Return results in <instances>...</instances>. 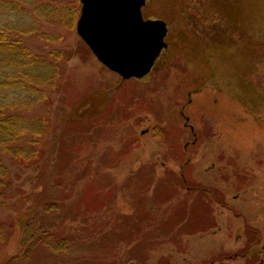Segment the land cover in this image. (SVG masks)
I'll return each instance as SVG.
<instances>
[{
	"label": "rangeland",
	"instance_id": "obj_1",
	"mask_svg": "<svg viewBox=\"0 0 264 264\" xmlns=\"http://www.w3.org/2000/svg\"><path fill=\"white\" fill-rule=\"evenodd\" d=\"M81 8L0 6V32L51 72L48 83L0 72V99L33 122L0 140V264H264V49L236 38L247 0H147L170 47L142 80L95 57ZM27 146L39 162L12 154Z\"/></svg>",
	"mask_w": 264,
	"mask_h": 264
},
{
	"label": "water",
	"instance_id": "obj_2",
	"mask_svg": "<svg viewBox=\"0 0 264 264\" xmlns=\"http://www.w3.org/2000/svg\"><path fill=\"white\" fill-rule=\"evenodd\" d=\"M78 35L96 58L124 80H142L167 48V23L144 19L146 0H80Z\"/></svg>",
	"mask_w": 264,
	"mask_h": 264
},
{
	"label": "trees",
	"instance_id": "obj_3",
	"mask_svg": "<svg viewBox=\"0 0 264 264\" xmlns=\"http://www.w3.org/2000/svg\"><path fill=\"white\" fill-rule=\"evenodd\" d=\"M8 0H0V6L4 7ZM78 3L80 4V0H77ZM247 21L248 23V31L247 32H239L237 35V40L241 42V40H244V42H247V45L254 46L255 48L259 49H264V0H247ZM231 9V8H230ZM225 12V11H224ZM225 14V13H223ZM70 23L71 25H74L75 19H76V13H71L70 14ZM235 19V18H234ZM234 21L233 19H231ZM233 26L235 23L232 24ZM257 29V30H256ZM4 31L0 32V72H3L4 74H13V73H19L21 72L22 76L25 77L26 75H29V79L36 80V82L40 81H46L47 83L50 82L51 80V72L47 71L46 69H41V71L34 72V66L33 65V55L21 44L20 41H11L8 38V35H5L3 33ZM238 41L235 43L237 44ZM226 45V46H225ZM227 44H225V41L221 39H217L215 48L218 49L219 54L221 53L222 50H226ZM9 62H14L13 66H9ZM216 63H220L221 65V59L219 58ZM226 63V62H225ZM224 63V64H225ZM230 66L233 65V63L229 64ZM229 68V66H228ZM36 69V68H35ZM211 72H218V69L215 67H212L210 69ZM203 73V72H202ZM2 75V74H1ZM205 75V74H204ZM0 76V85H3V80H4V75ZM48 78V79H47ZM4 104H2V102ZM13 109L12 103L8 101V99L4 96L3 98L0 99V140L3 138L5 139V136H10L14 135L16 136L17 134V127L20 128L21 130H24L26 126H30L33 122H24L22 118L17 119L16 117L13 116L11 113ZM19 121H22L23 123L18 124ZM37 125V130L35 131L36 134L38 133L39 135H42L45 133L47 124L43 121H37L35 122ZM11 139V137H7V139ZM9 139V140H10ZM13 149L15 152L12 154L17 156L19 154V157L23 163L27 164H34V162H39V161H29L33 158H36V154L33 151L32 148H29L28 146L25 147L24 149H16V147ZM15 156V157H16ZM16 157V158H17ZM25 161V162H24ZM27 161V162H26ZM41 161V160H40ZM9 177V169L2 164V160L0 159V188L4 186L5 181H7V178ZM56 207L58 205L56 204ZM156 217V216H155ZM25 228L23 231L25 237L22 240V243L26 245L30 244L31 240L35 237L33 233L31 232V227L28 226L27 224H24ZM31 226V225H30ZM51 244L53 248L56 250H64L66 247V242L65 241H59L53 238V240H48L47 239V244ZM48 244V245H49ZM28 252V251H27ZM27 258V257H26ZM14 258L13 260H15Z\"/></svg>",
	"mask_w": 264,
	"mask_h": 264
},
{
	"label": "flooded vegetation",
	"instance_id": "obj_4",
	"mask_svg": "<svg viewBox=\"0 0 264 264\" xmlns=\"http://www.w3.org/2000/svg\"><path fill=\"white\" fill-rule=\"evenodd\" d=\"M146 2H147V0H146ZM146 5H147V3H146ZM145 5V6H146ZM145 6L142 8V13H143V11H144V8H145ZM143 16H144V19H160V18H153V17H147V16H145V14L143 13ZM165 23H167V28H168V31H167V36H166V38H165V40H166V43L168 44V46H167V48L164 50V52L162 53V55L158 58V60L160 59V58H162L163 57V54L169 49V47H170V44L168 43V38H169V36H170V23L169 22H167L165 19H163V18H161ZM160 19V20H161ZM157 60V61H158ZM157 61H156V63H155V65H154V68L156 67V64H157ZM153 68V69H154ZM188 118V117H187ZM188 119H190V118H188Z\"/></svg>",
	"mask_w": 264,
	"mask_h": 264
},
{
	"label": "bare ground",
	"instance_id": "obj_5",
	"mask_svg": "<svg viewBox=\"0 0 264 264\" xmlns=\"http://www.w3.org/2000/svg\"><path fill=\"white\" fill-rule=\"evenodd\" d=\"M166 48H164L163 50H162V52H161V54L160 55H162V53L164 52V50H165ZM55 56L56 57H58V59H60L61 57L57 54V52L55 53ZM153 70V69H152ZM117 74V73H116ZM118 75V74H117ZM148 76V75H147ZM146 77V76H145ZM143 79V78H142ZM137 80H140V79H137Z\"/></svg>",
	"mask_w": 264,
	"mask_h": 264
}]
</instances>
